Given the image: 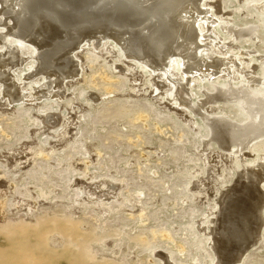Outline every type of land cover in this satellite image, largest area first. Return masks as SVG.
<instances>
[{"label": "rangeland", "instance_id": "rangeland-1", "mask_svg": "<svg viewBox=\"0 0 264 264\" xmlns=\"http://www.w3.org/2000/svg\"><path fill=\"white\" fill-rule=\"evenodd\" d=\"M251 1H202L212 17L206 40L201 37L203 50L216 37L228 52L222 57L233 61L230 72L189 82L194 106L226 87L239 88L242 80L264 95V14ZM255 25L250 36L228 32ZM95 41L76 50L79 75L68 77L63 88L51 82L56 76L47 78L54 88L44 98H38L44 77L36 76V83L24 76L34 55L23 46L19 52L26 59L12 72L24 99L1 102L0 85V264H210L211 252L204 248L201 256L192 233L210 223L208 208L238 185L242 169L264 164V136L239 159L223 156L209 125L195 112L181 114L180 100H170L176 81L171 63L169 81L157 79L152 88L128 69L121 52V63L98 55ZM7 45L0 43V52ZM239 56L248 71L239 67ZM215 102L204 104L211 117L247 121L241 98ZM261 240L241 264H264V233Z\"/></svg>", "mask_w": 264, "mask_h": 264}, {"label": "bare ground", "instance_id": "bare-ground-1", "mask_svg": "<svg viewBox=\"0 0 264 264\" xmlns=\"http://www.w3.org/2000/svg\"><path fill=\"white\" fill-rule=\"evenodd\" d=\"M202 1L0 0V43L8 44L6 49L0 52V85L3 88L1 89L3 90L1 102H4L7 97L10 98L8 100L10 104L24 99L25 91L16 82L12 72L15 66L26 59L19 52L20 46L25 47L26 51L32 49V55H34L33 63L28 68L29 74L24 76L27 79L34 77L31 80L36 83H39L41 77H44L42 81L46 82L38 90L40 99L48 96L54 88L50 83L49 76H56L55 80L51 82H59L56 87L63 88L68 77L79 75V64L76 60L79 55L75 56L79 50H76L80 46L88 44L86 41L96 40L93 47L98 55L121 63L122 59L117 55L118 51L121 52L123 58L126 59L124 61L128 62L126 64L128 69L139 72L147 81V85L152 88L155 87L157 79L163 84L169 81L166 73H171L170 69L167 70V64L171 63V68L175 72V74L173 72V78L178 81H174L175 84L171 85L174 93L170 94L172 95L170 100H180L179 106L183 107L181 114L184 109L192 113L195 112L209 125L211 138L224 151L223 156L228 155L232 159L236 156L239 159L240 153L247 151L257 138L264 136V95L252 93L248 89L247 83L242 80L243 84L239 85L237 89L229 86V89L227 87L226 89V85H224L225 89L216 95V98L212 96L196 106L192 103L191 90L189 92L187 87L189 82L200 81L199 76L210 77L222 71L230 72L228 67L233 61V59L228 60V57H222L228 52L221 50L219 48L221 45H216L215 40L218 39L216 37H211L209 42L211 47L208 46L203 50L202 46L205 45H202L201 41L206 39L202 35L206 30L208 19L212 17L206 15V12L209 13V11L207 8L204 9V6L202 8ZM251 2L264 14V0H252ZM229 8L232 7L229 6ZM203 19V23H200ZM199 23L200 26L197 28ZM257 28L258 26L255 25L244 29L238 28V31L235 27H231L228 32L230 31L234 37L241 38L252 35L257 31ZM175 59L179 61L178 65L173 63ZM244 59L245 57L239 56L241 62H239V67L241 66V70L248 71V68L244 69V66L247 67L243 63ZM263 63L261 65H264ZM204 65L213 67L212 71L203 70ZM262 67L263 69L259 67L261 71L264 70V66ZM260 69L258 70L260 71ZM260 79L259 81L264 82V73L260 75ZM184 80L185 82H183ZM155 91L157 90L155 89ZM165 91L168 90L165 89ZM237 97L242 99L244 104L242 108L248 115L244 124L239 123L238 125L232 119L230 121L223 117H211L207 107H204L205 103L208 104L212 100L215 102L216 99H223L226 102ZM211 138L208 139L211 140ZM240 163L243 162L240 161ZM249 167L241 170L242 176L239 177L242 179L238 185L229 189L228 185L225 186L227 191L223 192L222 196L220 191V199L213 207L208 206L210 208L205 216L210 217L208 218L210 223L205 224L206 222H204L203 226L199 224L198 233H192L193 243L198 240L197 252L201 256H204V248L211 252L210 264H241L247 254L259 244V241H262L264 190L261 187L264 186V164L257 169L254 166L253 168ZM236 175L238 176V173ZM223 182L225 181L223 180ZM193 189L199 193L203 187L194 185ZM114 190L116 191V188ZM93 191L95 192V190ZM106 193L108 194V192ZM197 235L200 236V239L203 237V240L199 241ZM163 257L167 260L166 256Z\"/></svg>", "mask_w": 264, "mask_h": 264}]
</instances>
